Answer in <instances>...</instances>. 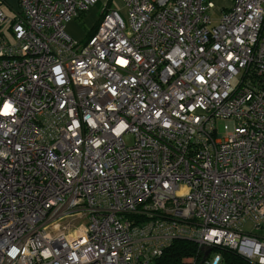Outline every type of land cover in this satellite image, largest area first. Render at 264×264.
Returning <instances> with one entry per match:
<instances>
[{"label": "built area", "instance_id": "2783aa9c", "mask_svg": "<svg viewBox=\"0 0 264 264\" xmlns=\"http://www.w3.org/2000/svg\"><path fill=\"white\" fill-rule=\"evenodd\" d=\"M98 2L0 0V264H264V0Z\"/></svg>", "mask_w": 264, "mask_h": 264}, {"label": "trees", "instance_id": "16d2710c", "mask_svg": "<svg viewBox=\"0 0 264 264\" xmlns=\"http://www.w3.org/2000/svg\"><path fill=\"white\" fill-rule=\"evenodd\" d=\"M81 19L82 18H80V20ZM97 23L94 29L87 32L86 38L94 35L97 29ZM197 252L195 243L186 240H175L163 249L162 253L151 261V264H192L189 263L187 259L198 255ZM213 252L220 256L221 264H255L241 257L228 247L217 246L213 248ZM200 258L201 257L198 256L196 260L197 263L200 262Z\"/></svg>", "mask_w": 264, "mask_h": 264}, {"label": "rangeland", "instance_id": "374dc122", "mask_svg": "<svg viewBox=\"0 0 264 264\" xmlns=\"http://www.w3.org/2000/svg\"><path fill=\"white\" fill-rule=\"evenodd\" d=\"M13 3L15 2L14 0H11ZM18 3H17V6L15 7V10L18 12L20 11L21 7H20V4H19V0H17ZM109 1V0H108ZM230 4L231 1L229 2V0H214V5H215V10L216 11H219L221 8H224V4ZM119 0H112L111 1V8H114V9H118L119 7ZM103 4H98L96 5L95 7L91 8L89 10L88 13H86V15L81 19V20H73L71 21V24H72V33H69L71 36L72 39H74L75 41H78V42H81L83 41L85 38H86V35H87V32L91 31L92 29H94L99 17H100V14H101V11L103 9L102 7ZM6 9V7H4ZM7 11V9L5 10ZM6 15L8 17H10L12 15L13 10H8L7 12H5ZM120 14L121 16L124 18V20H127V13H126V10H120ZM214 18H216V16H214ZM217 22L214 21L213 24H216ZM5 25L2 26V28L4 29ZM12 39V36L10 35V40ZM224 125V122L221 121L218 123V129H219V133H222V126ZM125 138L128 140V138H130L129 136H125ZM244 231H247V232H251V233H256V231L254 230L253 228V225L252 223L248 222L244 228H243Z\"/></svg>", "mask_w": 264, "mask_h": 264}, {"label": "crops", "instance_id": "0c3cea01", "mask_svg": "<svg viewBox=\"0 0 264 264\" xmlns=\"http://www.w3.org/2000/svg\"><path fill=\"white\" fill-rule=\"evenodd\" d=\"M3 1V5H4V7H6V9H7V11L8 10H13V12L14 13H12V15L11 16H13L17 11L15 10V7L17 6V3H18V1L17 0H14L15 2L13 3L11 0H2ZM111 1L112 0H99V2H98V4H107L109 7H111L110 5H111ZM231 0H229V2H230ZM97 4V5H98ZM103 5H102V7H103ZM229 3L228 4H224L223 6H224V8H222V9H227L228 7H229ZM215 6V5H214ZM5 8H4V12H7V11H5L6 10ZM86 14H84L83 15V17L85 16ZM10 16V17H11ZM82 17V18H83ZM72 24H71V21L70 22H68V23H66V25H65V29H66V32H67V34L68 35H70L69 33H72Z\"/></svg>", "mask_w": 264, "mask_h": 264}]
</instances>
